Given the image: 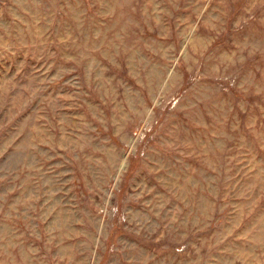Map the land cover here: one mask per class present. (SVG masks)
Wrapping results in <instances>:
<instances>
[{"label": "rangeland", "instance_id": "1", "mask_svg": "<svg viewBox=\"0 0 264 264\" xmlns=\"http://www.w3.org/2000/svg\"><path fill=\"white\" fill-rule=\"evenodd\" d=\"M0 264H264V0H0Z\"/></svg>", "mask_w": 264, "mask_h": 264}]
</instances>
